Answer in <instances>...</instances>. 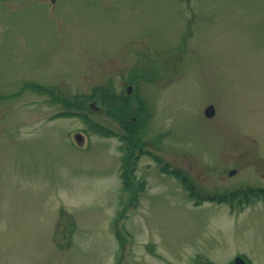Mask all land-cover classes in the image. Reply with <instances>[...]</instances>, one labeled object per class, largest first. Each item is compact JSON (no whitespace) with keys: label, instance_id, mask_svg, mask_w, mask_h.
<instances>
[{"label":"rangeland","instance_id":"1","mask_svg":"<svg viewBox=\"0 0 264 264\" xmlns=\"http://www.w3.org/2000/svg\"><path fill=\"white\" fill-rule=\"evenodd\" d=\"M165 162L264 187V0H0V264H264V198Z\"/></svg>","mask_w":264,"mask_h":264},{"label":"trees","instance_id":"2","mask_svg":"<svg viewBox=\"0 0 264 264\" xmlns=\"http://www.w3.org/2000/svg\"><path fill=\"white\" fill-rule=\"evenodd\" d=\"M103 96L108 95L109 97H112V95L109 94V92L106 94L105 92L102 93ZM112 100H110L111 102ZM113 105L112 107L109 109L110 112H118L119 116L121 115L122 117H124L125 119L128 117L131 109L128 105L126 104H116V102L112 101ZM69 104H67L68 106ZM110 107V106H109ZM66 108H71L66 107ZM118 109V111H117ZM61 115H66V116H71V115H78L81 116V118L88 124V128L92 131L95 132L97 134L103 135V136H116L118 135V131H116L115 129L109 128L104 126L103 124L91 119L88 117L87 113H81V111H76V110H72L68 109L66 111H63L62 113H60ZM113 114V113H110ZM116 115V113H115ZM133 128H130V130ZM124 137H122V140L126 141L125 147L127 148V143H128V139L127 137H125V139H123ZM124 148V147H123ZM131 149H133V153L131 151V153L128 155L130 156L131 154L133 156L128 157L127 160H125V162L122 165L123 168V173H121V176L123 178V184L124 187H132L133 184V179H134V168H135V164L138 160V158L141 156V152H142V146H134V147H130ZM146 153H150V151H145ZM154 158H156L157 160L161 161V159L158 157V155H153ZM126 166H128L127 168H125ZM162 169L164 171H166L167 173H169L170 175L174 176L177 180H179L181 182V184L184 186V188L187 190L190 198H194L197 199L196 204H200L202 201L204 200H209V201H217V202H229L233 205V203L237 202L240 205L245 204V203H250L252 201V199L254 198H264V187H257V186H246V187H239L237 189H232V190H228L224 193H213V194H208V195H203L201 194L197 189L195 184L193 183V181L191 180L190 176L183 172L182 170L178 169V168H171L169 169V163H163L162 165ZM134 186V185H133ZM136 197V189L134 191H132V198L134 199ZM117 233V232H116ZM118 237L120 239H122L121 234L118 232Z\"/></svg>","mask_w":264,"mask_h":264},{"label":"water","instance_id":"3","mask_svg":"<svg viewBox=\"0 0 264 264\" xmlns=\"http://www.w3.org/2000/svg\"><path fill=\"white\" fill-rule=\"evenodd\" d=\"M127 91H128V92H131V91H132V86H131V85H129V86L127 87ZM92 105H94V103H92ZM205 113H206L207 116H212V115H214V113H215V108H214V106H213L212 104H210L209 106H207L206 109H205ZM76 138L78 139V141H79L80 143H82L83 138H82V135H81L80 133H77V134H76ZM234 172H235L234 170L231 171V173H234ZM235 261H236V264H245V260H244V258H242V257H240V256H237L236 259H235Z\"/></svg>","mask_w":264,"mask_h":264},{"label":"flooded vegetation","instance_id":"4","mask_svg":"<svg viewBox=\"0 0 264 264\" xmlns=\"http://www.w3.org/2000/svg\"><path fill=\"white\" fill-rule=\"evenodd\" d=\"M237 256V254L234 255V257H231V262L229 264H236V261L234 260V258ZM245 256V255H244ZM246 263L247 264H252L248 258H246Z\"/></svg>","mask_w":264,"mask_h":264}]
</instances>
